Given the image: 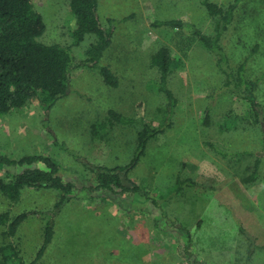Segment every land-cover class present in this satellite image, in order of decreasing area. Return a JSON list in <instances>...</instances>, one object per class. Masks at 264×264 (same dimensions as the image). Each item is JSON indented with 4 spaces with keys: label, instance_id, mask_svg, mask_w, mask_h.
I'll return each mask as SVG.
<instances>
[{
    "label": "rangeland",
    "instance_id": "374dc122",
    "mask_svg": "<svg viewBox=\"0 0 264 264\" xmlns=\"http://www.w3.org/2000/svg\"><path fill=\"white\" fill-rule=\"evenodd\" d=\"M33 3L45 23L39 39L69 45L80 60L94 37L73 43L69 0ZM98 15L104 26L108 17L130 16L116 26L100 61L116 74L117 86L106 84L98 69L77 67L68 94L49 111L32 101L0 116L1 152L14 158L50 156L78 186L56 213L54 236L34 264H245L248 241L239 226L259 246L247 264H264V0H241L220 39L228 65L246 60V76L258 80L261 127L252 123L247 103L222 86L213 53L199 40L185 49L187 40L176 30L151 24L181 18L212 34L215 20L199 0H98ZM162 46L174 56L167 82L178 101L172 115L157 87L159 70L151 63ZM110 109L151 126L171 120L124 177L139 187L135 193L82 187L91 175L75 155L102 166L125 165L133 157L139 127L109 123ZM255 153L261 164L249 180ZM10 170L18 168L0 165V177L8 178ZM57 200V192L46 188H25L16 202L0 193V213L33 212L12 237L4 236L0 225V249L18 248L14 263L35 258L47 212ZM188 240L187 259L181 252ZM8 252L0 250V264H13L2 262Z\"/></svg>",
    "mask_w": 264,
    "mask_h": 264
},
{
    "label": "trees",
    "instance_id": "16d2710c",
    "mask_svg": "<svg viewBox=\"0 0 264 264\" xmlns=\"http://www.w3.org/2000/svg\"><path fill=\"white\" fill-rule=\"evenodd\" d=\"M240 1L232 0L227 6H222L211 0H199L209 16L215 20L212 34L204 33L181 18L154 20L151 24L166 25L176 30L179 36L187 40L185 49L190 48L193 41L199 40L208 51L213 53L216 64L223 74L222 86L247 103L248 110L253 115L252 123L261 127V106L255 94V84L258 80L246 76V60L236 67L229 66L227 56L220 45V39L233 21L235 9ZM69 7L75 21L70 32L73 43H80L88 35L94 37L88 43L80 60H75L69 45L56 42L44 43L39 39L44 33L45 23L33 0H0V116L11 110L21 109L32 101H37L44 111H49L59 98L68 94L71 74L77 67L98 69L106 84L117 86L116 74L107 65L100 64V61L103 52L111 44L114 29L130 16L108 17L107 25L104 26L98 15V0H69ZM173 61L174 56L166 46L160 47L151 59V63L159 70L157 87L166 98L169 115H172L178 102L167 85ZM107 116L109 123L136 124L139 127L133 157L125 165L102 166L94 165L84 157L75 155L74 159L81 161L91 175L89 183L82 187L91 192L107 191L112 194L138 192L139 187L132 182L126 184L124 177L144 153L147 142L170 127L171 120L168 119L162 125L151 126L141 119L125 117L112 109L108 110ZM209 116L207 107L206 123L209 122ZM207 144L213 146L212 143ZM243 153L250 154L248 151ZM261 159V155L256 154L253 169L248 176L249 180L256 178ZM0 165L18 168L17 171L10 170L8 178L0 177V193L11 202L18 201L25 188H46L58 194V200L47 212L48 217L42 227L41 245L35 258L27 263L34 264L51 242L54 236L56 213L75 196L78 190L77 182L66 179L61 166L50 156L43 154H24L14 158L0 151ZM32 213L22 211L14 216H11L9 211L0 213V225L5 228L3 235L14 236L19 225ZM239 232L248 241L245 261L247 264L252 258L254 249L259 246L256 245L255 238L242 226H239ZM189 245L188 240L181 252V255L187 259ZM3 248L8 249L9 252L2 254L4 257L2 262L11 259L13 264H19L17 261L14 263L18 258V248L15 245H8L0 249L1 253L4 252Z\"/></svg>",
    "mask_w": 264,
    "mask_h": 264
}]
</instances>
